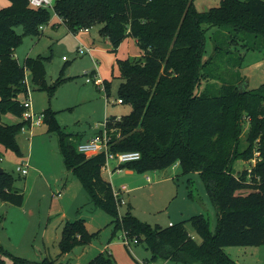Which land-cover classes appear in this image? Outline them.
Segmentation results:
<instances>
[{"label":"trees","instance_id":"obj_1","mask_svg":"<svg viewBox=\"0 0 264 264\" xmlns=\"http://www.w3.org/2000/svg\"><path fill=\"white\" fill-rule=\"evenodd\" d=\"M9 2L0 7V161L4 150L22 155L17 136L28 123L23 118L26 73L30 70L34 83L48 87L46 61L51 59L27 56L22 63L15 50L24 34H42L53 10L33 7L29 0ZM54 11L61 17L55 24L65 23L73 31L99 25L101 39L115 49L127 37L136 39L140 53L120 59L118 89V98L132 108L120 118H107L110 148L140 151L138 160L121 165L138 171L164 169L176 162L183 174L198 171L217 209L218 224L212 230L204 213L167 226L142 221L130 208L120 215L114 187L102 175L105 153L79 152L78 135L66 131L56 111L46 108L44 120L48 131L59 136L67 168L79 177L94 204L115 217L116 227L145 243L150 260L240 264L225 246L264 244V83L240 92L246 81L239 74L241 52L232 58L237 75H217L218 67L210 64L232 43L264 48V0H221L205 11L197 9L195 0H56ZM18 26L23 27L22 34ZM213 27H218L211 35L214 51L206 57L207 33ZM67 77L71 76L59 75L49 88L54 90ZM110 84L104 80L107 96ZM8 112L22 119L5 122ZM253 156L256 162L251 167L237 168L238 160ZM0 199L18 205L24 201V191L5 168L0 171ZM187 220L200 240L188 230ZM92 236L85 218L78 217L64 223L59 245L67 252ZM6 257L14 264H63L48 256L28 259L0 244L1 264H6ZM85 264H113V258L101 251Z\"/></svg>","mask_w":264,"mask_h":264},{"label":"rangeland","instance_id":"obj_2","mask_svg":"<svg viewBox=\"0 0 264 264\" xmlns=\"http://www.w3.org/2000/svg\"><path fill=\"white\" fill-rule=\"evenodd\" d=\"M220 2L221 0H195V5L198 10L205 11L218 6ZM9 3V0H0V7ZM56 21L58 17L53 11L51 21L44 26L41 35H23L15 55L22 63L27 56H51L46 61V85L51 86L61 74L71 76L51 90L49 86L34 83L32 72L27 70L33 110L39 114L46 108H51L56 111V117L66 131H81L87 136L104 128L107 117L114 120L130 112L131 104L118 102V89L122 81L120 59L134 56L139 47L133 38L127 37L115 49L110 42L101 39L99 25L91 27L90 31L85 28L73 31L65 23L56 25ZM217 28L213 27L207 33L206 57L213 54L215 41L211 35ZM17 31L22 34L23 27L18 26ZM79 46H95L96 49L102 47L104 53L94 51L91 56L89 52L78 50ZM223 46L228 45L223 42ZM261 47L246 49L240 42L232 43L227 47L229 50L216 54L210 65L215 69L218 67L217 75H237V67H233L232 58L239 56L241 52L243 64L239 74L245 77L246 87H258L264 83V48ZM95 67L102 78L111 83L109 99L104 83L97 85L93 80L87 79L91 77L90 72ZM244 119L249 120L246 116ZM3 120L12 123L19 120V117L8 112L3 115ZM247 128L246 123L242 133L243 140ZM19 140L30 164L38 169L39 175L33 184L28 182L29 174H22L16 169L21 156L10 149L4 150L0 166L12 173L15 185L25 191L27 205L32 206L28 205V212L25 214L18 209L20 205L0 199V244L12 253L28 259L41 260L48 256L63 264H85L101 251L113 258V264L153 261L149 259L150 252L145 243H135L134 236H128L131 246L126 245L123 241L125 232L116 227L115 217L90 199L79 177L65 164L58 134L48 131V124L44 119L40 124L25 125L19 134ZM255 158L240 159L236 166L240 170L251 167L256 162ZM114 164L116 160H110V165ZM120 168L110 170L106 167L105 170L107 176L114 173L112 178L108 177L114 188L121 185L128 187V190L121 193L124 201L119 204L120 215L130 208L142 221L167 226L170 221L179 222L194 214L204 213L210 219L212 230L216 229L218 212L198 171L183 174L179 162L158 170L138 171L128 166ZM147 175H151L152 181L147 179ZM59 190L63 196L58 194ZM42 193H48V197L42 198ZM30 207L34 210L33 214ZM68 215L85 218L87 228L93 236L89 242L78 243L70 251L63 252L59 241ZM185 224L191 234L200 240L192 223L187 220ZM44 229L47 231L46 236ZM225 250L240 264H264V244L228 245ZM155 262L183 264L164 258H158ZM6 264L14 263L6 257Z\"/></svg>","mask_w":264,"mask_h":264},{"label":"built area","instance_id":"obj_3","mask_svg":"<svg viewBox=\"0 0 264 264\" xmlns=\"http://www.w3.org/2000/svg\"><path fill=\"white\" fill-rule=\"evenodd\" d=\"M55 1L56 0H29V3L31 6L33 7H47L50 8L54 11V5H55ZM55 12V11H54ZM55 14L57 15L58 18L61 19V17L55 12ZM44 27V26H42ZM88 29V28H85ZM78 50L82 51V52H89L90 54H92V49L90 47H86V48H81L80 46L78 47ZM65 57V56H64ZM96 67L95 69L91 70V77H88V80H93L95 82V84L99 85L104 83L102 81V79L100 78V76L98 75L97 71H96ZM25 82L27 84L28 87V91H27V96L25 97L23 103H24V112H23V118L25 120L28 121L27 124H29L30 126H32L33 124H40L44 117L45 114L44 112L41 113H36L33 110V104H32V100L30 97V86L27 80V74L25 77ZM105 88V85H104ZM118 102H123L122 98H118ZM107 121V120H106ZM106 121H105V126L102 130L101 133H96L93 137H91L90 139L86 140V141H80L77 144V149L79 152L85 153L88 156L94 155L96 153L99 152H104L105 156H106V160L105 163L103 165L102 168H110V160H116V166L111 169V170H120L122 167V164L134 161V160H138L141 157V152L138 150H123V151H112L110 148V134L108 133L107 129H106ZM26 124V125H27ZM24 128V127H23ZM258 155L260 154V151L256 152ZM1 159H3V157H1ZM256 160V158H255ZM17 171L22 173V174H27L28 169H29V161L28 159H25L23 161H21L20 163L17 164L16 167ZM148 179H150V176H148ZM128 190V187L126 185H121L119 188H114L113 192H114V196L115 199L117 201V204L119 206L120 202L124 201L122 200V195L121 193L123 191ZM174 222H169V225H172ZM124 243L128 246H131V241L129 239V235L128 234H124ZM133 241L135 243H138L139 240L137 237H134ZM142 264H157L155 261H143L141 260Z\"/></svg>","mask_w":264,"mask_h":264},{"label":"crops","instance_id":"obj_4","mask_svg":"<svg viewBox=\"0 0 264 264\" xmlns=\"http://www.w3.org/2000/svg\"><path fill=\"white\" fill-rule=\"evenodd\" d=\"M57 22V21H56ZM55 23V22H54ZM56 25H58V24H56ZM90 29L91 28H88V29H86L87 31H90ZM85 30V31H86ZM129 38V37H128ZM130 38H133V37H130ZM134 40H135V42H136V39L135 38H133ZM104 41H106V40H104ZM106 42H108L109 43V41H106ZM137 43V42H136ZM111 44V43H110ZM121 45V44H120ZM138 45V44H137ZM120 47V46H119ZM139 47V46H138ZM91 49H92V52H94V51H97V52H101V53H104V51H102L101 49H102V47H98L97 49H96V47L94 46V47H90ZM139 53H140V49H138V51L136 52V54H134V56H138L139 55ZM91 56H92V54H91ZM95 69V68H94ZM96 71H97V73H98V75L100 76V78L102 79V81L104 82V79L102 78V76H101V74H100V72H99V70H98V68L96 69ZM110 93H111V90H110ZM106 96H107V94H106ZM108 99H109V96H108ZM108 118V117H107ZM22 118L21 117H19V120H21ZM19 120H17V121H19ZM16 122V121H15ZM101 129H103V128H101ZM101 129H99V130H96L95 132H93L92 134H89V135H85L86 133L84 132V133H81V131H75V132H72V131H69V132H72L73 134H77L78 135V138H79V142L80 141H86V140H88V139H90L91 137H93L96 133H98ZM20 134V133H19ZM19 134H18V136H17V138H18V142H19V144H20V147H21V151H22V155H21V161H23V160H25V159H28V161H29V158H27V156H26V154H25V151L22 149V144L20 143V140H19ZM33 143V142H32ZM30 144H31V142H30ZM116 166V164H114V165H112V166H110V170L111 169H113L114 167ZM105 170H107L106 168H102V175H103V177L105 178V179H107L108 180V177L109 178H112V175L114 174V173H110V176H107L106 174H105ZM131 172H132V170H131ZM27 174H29V176H28V179H29V181L28 182H30V183H32L33 184V182H34V180L36 179V177L39 175V172H38V169L36 168V167H34V166H32L31 164H30V161H29V169H28V172H27ZM26 174V175H27ZM148 176H150V179H148ZM147 179L148 180H150V181H152V177H151V175H147ZM110 181V180H109ZM111 182V181H110ZM112 183V182H111ZM66 185V184H65ZM24 194H25V191H24ZM58 194H60V195H62V193H61V191L59 190L58 191ZM42 195V198H45V197H48V193H42V194H40V196ZM89 195V194H88ZM63 196V195H62ZM90 197V196H89ZM27 199V198H26ZM91 199V198H90ZM27 202H28V200H25L24 199V201H23V203L20 205V208H18V209H20V210H22V211H24V213L26 214L27 212H28V205H27ZM29 206H32L31 204L29 205ZM27 208V209H26ZM30 210H31V212H32V214L34 213V210L32 209V207H30ZM39 211H40V209H39ZM51 211H52V209L50 210V212H49V214H51ZM46 215V214H45ZM72 216H74V215H68L67 217H66V221L67 220H73V219H75V218H78V217H76L77 215H75V217H72ZM171 222H173V221H171ZM47 227V226H46ZM43 233L45 234V236H46V233H47V231L44 229L43 230ZM9 250V249H8ZM147 258V257H146ZM32 260H35V259H32ZM39 260V259H38Z\"/></svg>","mask_w":264,"mask_h":264},{"label":"water","instance_id":"obj_5","mask_svg":"<svg viewBox=\"0 0 264 264\" xmlns=\"http://www.w3.org/2000/svg\"><path fill=\"white\" fill-rule=\"evenodd\" d=\"M246 85H247V81H245L242 84H240V92L244 91V88L246 87ZM3 170H4V168L0 167V171H3Z\"/></svg>","mask_w":264,"mask_h":264}]
</instances>
